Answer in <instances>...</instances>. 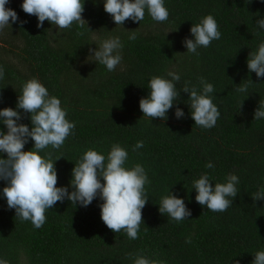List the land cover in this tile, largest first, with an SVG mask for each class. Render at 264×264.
<instances>
[{
	"label": "trees",
	"instance_id": "1",
	"mask_svg": "<svg viewBox=\"0 0 264 264\" xmlns=\"http://www.w3.org/2000/svg\"><path fill=\"white\" fill-rule=\"evenodd\" d=\"M21 2L9 0L6 7L18 19L9 18L10 25L0 30V65L5 69L0 108L14 107L21 84L36 77L50 95L60 98L66 119L75 124L59 148L39 150L48 158L63 156L54 162L57 186L68 185L71 169L85 150L94 148L107 156L111 145L119 143L128 150L125 167H144L149 199L134 240L103 224L99 198L86 207L57 201L45 210L38 229L30 221H19L0 199V256L9 264H132L136 255L165 264H251L252 254L264 249V199L252 198L264 184V119H253L259 100H264V76L249 72L246 58L264 40V31L255 26L264 17V0H164L166 21H153L145 11L142 21L126 18L122 27L103 10L102 0H84V22L73 21L62 29L47 19L38 28L35 15L23 12ZM209 13L221 37L197 53L185 52L182 40L190 37L191 23ZM134 29L136 38L130 40L127 30ZM115 35L123 46L122 60L113 71L86 58L90 47ZM168 71L180 76L174 82L177 103L167 119L150 121L142 116L139 99L147 95L151 76ZM200 77L213 84L209 95L220 111L210 128L190 118L188 94L180 90L187 82L199 92ZM240 83L247 85L245 93L236 91ZM176 106L185 113L179 120L173 115ZM21 122L30 126L27 113ZM137 140L143 146L133 151ZM31 148L29 140L23 150ZM0 155L6 158V153ZM208 161L213 168H205ZM203 172L213 183L224 182L229 172L238 175L237 195L224 211L194 200L191 181ZM4 184L0 181V187ZM168 190L185 198L190 217L175 222L157 211Z\"/></svg>",
	"mask_w": 264,
	"mask_h": 264
},
{
	"label": "clouds",
	"instance_id": "2",
	"mask_svg": "<svg viewBox=\"0 0 264 264\" xmlns=\"http://www.w3.org/2000/svg\"><path fill=\"white\" fill-rule=\"evenodd\" d=\"M8 3L9 0H0V30L10 25L9 18L12 22L18 19L16 11L6 7ZM83 4L84 0H22L19 6L23 12L35 15L38 28L47 19L50 25L62 29L73 21L84 22L81 18ZM102 5L115 25L121 27L126 18L133 22L142 21L145 11L157 22L166 21L169 15L164 0H102ZM255 26L258 32L264 31V17L257 19ZM127 31L128 39L136 38L135 29ZM189 33L190 37L182 40L188 53H197L198 48L207 47L211 41L221 37L217 22L210 13L191 23ZM122 46L119 35L109 36L101 39L95 48L90 47L86 58L113 71L122 60L119 51ZM246 67L257 78L264 76V40L255 49H250ZM4 74V66L0 65V79L4 78ZM179 79V73L173 71H168L166 76H151L147 81L148 93L138 102L142 116L149 117L150 121L154 117L167 119V111L177 103L179 91L174 82ZM199 80V92L195 85L189 86L187 82L180 90L188 94L186 104L191 109L190 118L197 126L210 128L215 125L220 111L213 103L212 95H209L214 91L213 84L203 77ZM236 91L245 93L247 85L240 83ZM25 113L28 114L30 126L21 122ZM66 113L67 109L61 106L60 98L50 95L47 87L36 77L21 84L14 107L0 108V125L3 126L0 127V154L6 153V158L0 155V181L5 182L0 187V199L5 201L8 209L14 210L19 221H30L32 227L38 229L45 222V210L52 208L57 201L62 203L67 199L73 205L86 207L94 198H99L103 224L113 232L123 230L129 239H136L142 221V208L149 199L144 187L149 180L141 164L124 166L128 158L126 148L113 143L107 156L88 148L74 163L67 186H57L54 166V162L63 156L52 159L39 154V150L49 145L53 149L59 148L74 129L75 124L66 119ZM173 115L179 120L185 113L176 106ZM253 119H264V100H259ZM29 140L32 141V148L23 150ZM142 146L143 141L137 140L132 149L135 151ZM213 167L212 161L205 163V168ZM238 182L239 177L234 172L227 173L224 182L215 183L210 180L209 173L203 172L191 181L192 190H195L194 200L209 210L224 211L237 195ZM252 198L264 199V184L257 187ZM184 200V197L168 190L167 195L160 197L157 211L161 215L167 213L170 221L180 222L191 215V209L186 207ZM252 255L251 264H264V249ZM0 264H9V261L0 256ZM132 264L165 262L136 255ZM233 264L239 262L233 261Z\"/></svg>",
	"mask_w": 264,
	"mask_h": 264
}]
</instances>
